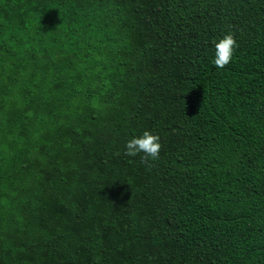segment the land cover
<instances>
[{
  "label": "trees",
  "instance_id": "trees-1",
  "mask_svg": "<svg viewBox=\"0 0 264 264\" xmlns=\"http://www.w3.org/2000/svg\"><path fill=\"white\" fill-rule=\"evenodd\" d=\"M0 264H264V0H0Z\"/></svg>",
  "mask_w": 264,
  "mask_h": 264
},
{
  "label": "clouds",
  "instance_id": "clouds-1",
  "mask_svg": "<svg viewBox=\"0 0 264 264\" xmlns=\"http://www.w3.org/2000/svg\"><path fill=\"white\" fill-rule=\"evenodd\" d=\"M215 55L213 64L220 69L227 66L238 47L234 34L229 31L218 42H214ZM161 151L160 136L150 131H144L141 136L129 139L125 144V155L135 157L139 153L142 163H149L159 158Z\"/></svg>",
  "mask_w": 264,
  "mask_h": 264
}]
</instances>
